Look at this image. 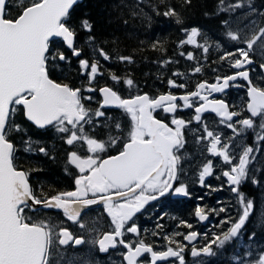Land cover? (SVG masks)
I'll return each mask as SVG.
<instances>
[{
  "label": "snow or ice",
  "instance_id": "6c2138e0",
  "mask_svg": "<svg viewBox=\"0 0 264 264\" xmlns=\"http://www.w3.org/2000/svg\"><path fill=\"white\" fill-rule=\"evenodd\" d=\"M80 2L81 0H19L21 10L16 16L9 18L8 0H0V264H76L74 259L66 260L67 253L61 247L68 246L70 242L73 247L90 242L98 245L101 253L122 247L126 253H117L122 257L121 264H157V261H168L170 257L176 258L179 264H186L182 255L186 245L178 241L175 242L176 249L169 246L165 251L154 249L153 245L144 240H137V243L132 245L123 237L125 231L138 233L134 217L150 201L166 194L189 195L186 185L180 181L184 172L180 165L183 159L181 150L186 143L184 130L191 123V119L203 124L206 133L197 137V143L210 138L207 152L214 157H222L224 164L230 166L229 170L221 169V175L226 178V183L235 194L239 205L235 218L228 216L217 225H230L226 230L214 235L200 248L195 245L191 248L193 258L200 257L201 254L205 257L217 255L213 246L222 249L233 238L239 237L241 229L256 210L255 198H247L239 191V186L249 178V165H253L257 160L253 153L261 150L260 142L264 141V27L259 26L260 22L253 19L244 25V29H249L250 35L243 34V29L226 32L229 42L244 46L225 51L219 57L236 71L223 77L218 76L216 83L209 85L206 81L200 82L196 85V90L179 97L167 93L156 98L148 94L124 98L113 87L103 86L97 89L93 86V81L99 74V60H78L79 75L87 78V85L83 87H73L69 83L56 82L50 78V69L60 68V62H69L56 38L62 40L63 45L71 50L72 56H81L80 49L74 44L77 23L73 17L75 6ZM160 2L164 4L165 0ZM184 2L190 4L191 0ZM218 4L220 6L217 14L229 12L234 15L237 9L245 5L250 10L249 14L257 11L251 7L250 0H235L226 6L224 0H218ZM162 15L175 16L178 24L183 22L171 6H168ZM259 15L264 16V12ZM222 24L230 27L229 19L222 21ZM78 27L82 31H92V24L87 18L80 19ZM182 31L186 33L187 40L181 43L187 44L196 43V37L201 34L197 28H192L190 32L187 29ZM94 40L95 37L89 35L86 43L94 52L98 51L105 61L109 60L108 53L95 48ZM257 45L260 49L258 54L262 57L259 62L261 74L254 81L250 72L257 69L247 66L256 63L253 57L257 54ZM197 46L202 47L205 54L209 52V46L206 44ZM180 54L185 55L183 52ZM229 57L234 59L229 60ZM186 58L194 59L191 52L187 53ZM119 59L131 62V57ZM201 71L200 66L194 69L196 73ZM112 80L118 82L116 76H112ZM238 80H243L245 84L236 83ZM123 83L129 88L133 86L131 79H125ZM168 85L170 88L187 87L186 84H177L172 79L168 80ZM229 87L246 88V106L241 104L238 111H229L226 101H209L208 95L203 94L205 91L209 94L224 93ZM97 90L103 100L98 108L93 109L83 102H91L95 97L83 93H93ZM193 98L205 101L195 107L194 117L185 120L172 115L178 109L193 108L197 102ZM177 100L183 102L182 106L176 103ZM16 106H22L23 116L36 128L46 129L51 126L57 133L65 134L61 139L68 146H74L79 141L87 145V155H79L74 148L67 153V164L74 166L79 173L74 178L75 190L62 191L51 196L44 193L37 196L34 193L30 186L29 173L18 169L14 163L16 147L9 139L11 133L23 130L14 120L18 111ZM107 107H114L126 113L130 117V127L126 131L119 121H114L115 133L109 135L107 142H98L85 130V125L98 127L99 124L94 121L106 116L101 109ZM157 110L171 116L170 124L153 115ZM205 112L214 113L220 118L219 122L234 135L222 142L221 135L209 130L202 120V114ZM244 112L250 115L243 116ZM235 117L242 118L234 121ZM107 119L112 120V117ZM105 127L111 128L112 125L106 124ZM250 130L254 133L255 148L233 143L235 137H243ZM22 143L27 145L25 152L31 150L33 142L30 138L22 139ZM119 144H122V148L116 155L107 158L99 156L106 145L115 147ZM233 147L239 149L236 155L232 154ZM38 151L45 156L49 155L42 146ZM213 167L214 164L210 160L201 166L202 170L198 173L201 186L211 188V185L204 184V180L205 177L213 175ZM260 170L262 169H257ZM219 178L218 176L217 179ZM251 182L259 186L255 175L251 177ZM98 203L103 204L113 226L110 231L103 233L102 238L86 241L64 227L60 217L52 219L55 212H61L67 221L84 229L85 223L79 219L84 214L83 209ZM212 211L226 212L227 209L221 206ZM37 213L40 215L37 216ZM195 216L200 221L208 219L205 210L200 206L196 207ZM57 220L60 222L57 223ZM260 222L264 223V212L260 213ZM183 223L185 227L191 228L190 224ZM198 235L197 232L191 231L183 235V239L192 244ZM164 239L169 240L170 244L173 242L167 236ZM254 239L255 233H251L249 240ZM143 254H150V260H141ZM200 264L204 262L201 261ZM254 264H264V252Z\"/></svg>",
  "mask_w": 264,
  "mask_h": 264
},
{
  "label": "trees",
  "instance_id": "16d2710c",
  "mask_svg": "<svg viewBox=\"0 0 264 264\" xmlns=\"http://www.w3.org/2000/svg\"><path fill=\"white\" fill-rule=\"evenodd\" d=\"M234 2L235 0H224L225 6ZM250 3L251 7L257 10L255 13L249 14L250 10L245 5V7L237 9L233 15L229 12L217 14L220 6L218 0H191L190 4H186L184 0H165L164 4H161L160 0H81L75 6L73 13L74 21L77 23L75 47L80 49L82 57H88L89 61L98 58L102 72L98 84L113 87L122 97L141 91L149 94H154L156 91L164 92L169 88V79L174 80L177 84H186V88H193L197 83L212 82L218 76L223 77L229 73L231 69L229 63L221 61L219 57L225 51L234 50L235 47L244 45L229 42L226 38L228 30L243 29V34L250 35L249 29H244V25L253 19L260 22L259 26L264 27V16L259 15L260 12H264V0H250ZM168 6L175 9L183 24L176 23L175 16L164 17L162 15ZM8 8L10 9L9 18L16 16L21 10L19 0H8ZM82 18H87L91 22L92 31L90 33L82 31L78 27V22ZM225 19H229L230 27L222 24ZM192 28H197L201 33L196 37V43H181V41H186V33L182 29L190 31ZM89 35L95 37V48L103 49L109 54V60L102 59L98 51L94 52L92 47L86 43V38ZM58 42V46L63 50V43ZM205 44L209 46L207 54L203 52L202 47L197 46ZM259 51L257 45V54L254 55V60L258 67L252 73L254 81L261 74L259 62L262 57L260 58ZM181 52L185 55L182 56ZM189 52L193 54V60L186 58ZM120 57H131V62L121 61ZM228 59L231 60L234 57ZM70 62H72L71 66L66 62H60L61 67L58 69H62L63 73L50 70V78L52 77L56 81L65 80L73 84L72 75L75 74L83 81L86 80V76L79 75L78 61ZM197 66L202 69L199 73L194 72ZM173 73H179V75H173ZM112 76H116L118 82L113 81ZM125 79L133 81L131 88L123 83ZM244 102L245 95L239 93L238 105L240 106ZM112 116H115L112 117V121L99 119L94 122L99 126L89 127L92 135L108 138L110 134H114L116 131L114 121H119L126 130V117L122 113H114ZM19 120L23 122L20 123L23 130L18 133H11L9 139L14 142L16 147V166L18 169L29 173L30 184L38 193L37 196L42 193L51 196L70 188L73 170L66 162L69 148L61 139L62 135L58 136L53 131L40 132L23 121L21 115H19ZM106 124L112 125V127H105ZM199 133L201 131L197 126L194 131L191 130L186 135V147L189 150L186 151L187 155L183 156L189 160H196V163L190 165L195 169V173L208 161L205 144L202 141L197 143ZM29 138L33 143L31 150L25 152L24 148L27 145L22 143V139ZM238 144H246L255 148L254 133L251 130L248 131L241 137ZM41 146L47 150L49 155L45 156L38 151ZM260 149L259 152L253 153L257 156V160L253 165H249L251 169L249 178L239 186V191L244 193L247 198H255L256 210L241 229L239 237L233 238L222 249L213 246L217 255L202 258L196 264H200L201 261L204 264H249V262L254 264V261L264 252V223L260 222V213L264 212V141L260 142ZM238 152L239 149L232 148L233 155ZM236 162L233 161V163ZM229 168L230 166L223 162L218 164L210 179L211 188L209 187V192L207 188H204L196 196V191L190 187V197L182 201L177 210H175L174 205L166 208L163 212V219H167L169 223L173 222V225L180 222L183 231L189 229V227L184 226L183 222L190 224L193 228L196 223L194 210L197 206H201L210 214L213 232L215 228L222 227V225L221 227H217V225L226 217L235 218L239 211V205L235 194L229 190L224 177L221 175V169L229 170ZM257 169L262 170L257 171ZM186 172L187 170H184V173ZM253 175L259 180V186L252 184L251 177ZM218 176L219 179H217ZM183 179L186 180L184 175ZM183 182L188 187L187 180ZM206 191L208 194L205 196ZM197 197H203V199ZM221 206L225 207L227 211H212L213 209L218 210ZM229 226L225 224V230ZM221 233L222 231L218 230L217 234ZM251 233H255L254 240H249ZM172 235L173 232H165L164 228L162 229L163 238Z\"/></svg>",
  "mask_w": 264,
  "mask_h": 264
},
{
  "label": "flooded vegetation",
  "instance_id": "af4514ba",
  "mask_svg": "<svg viewBox=\"0 0 264 264\" xmlns=\"http://www.w3.org/2000/svg\"><path fill=\"white\" fill-rule=\"evenodd\" d=\"M63 50H64L65 55L68 57L69 62H66V63L69 66H71V63H72L70 61H73V60L78 61L79 59L83 58L82 55L80 57L72 56L71 51L68 50L64 45H63ZM86 59H88V57ZM96 60H98L97 57H96ZM77 65H74V66L77 67ZM78 67H79V65H78ZM65 68H66V66H65ZM50 70L52 72L56 71V72L63 73V70L58 69V68L50 69ZM98 72H99V68H98ZM98 75L96 76L95 80L93 81V86H95L97 89L100 87V85L98 84V79H99ZM72 77L74 79L73 84L69 83L65 80L56 81L54 79V81L69 83L73 87H83V86L87 85V79L83 81L82 79H80V77L76 76L75 74H73ZM82 77H85V76H82ZM236 83L245 84L241 80L236 81ZM192 91H194V90H192ZM192 91H189V90L184 89V88L181 89L179 87H174V88H170V91H168V89H167V91H165V93H171V94H174L177 96V95L190 93ZM239 92L243 93L245 95V98L247 99L246 88H243V87H241V88L230 87V90L226 93H217V94L216 93L215 94L210 93L209 94L207 91H205L203 94L208 95L209 101H211L212 99L224 100L228 103L230 109L232 107L235 110V108H240V106L238 105V94H239ZM144 93L148 94L152 98H156L159 95L164 94V93H162V91H159V92L156 91V92H154V94H149L145 91H141V92H138L137 94L142 95ZM83 94L84 95H93L95 97V100H93L91 102L84 101L83 103H85V105L90 106L93 109L99 107V104L102 102V99L99 95L98 90L96 92H93V93L85 92ZM129 96H135V95H133V94L126 95L125 98H127ZM193 99L195 101H197L194 103L193 108L178 109L177 112L172 114V115H175L177 117L183 116V118H186L187 115H189L191 118L194 117L195 107L202 105L205 101H199L198 98H193ZM176 103L181 105V106L183 104L182 101H176ZM244 105L246 106V102ZM16 107L18 108V111L15 114V118H14L15 123H18V124L23 123L21 120H19V115H21L23 121L27 122V124L32 125L23 116L22 106H16ZM233 109H231V111H234ZM102 111H104L106 113V116L100 117L96 120H99V119H105L106 120L107 117H115V116H112V115H114V113H122L127 119L126 131H127V129H129L130 123H131L130 117L126 113H124L122 110L116 108V109H102ZM153 115L156 118L161 119L162 121L170 124L171 116L163 113L162 110H157L155 113H153ZM243 116H248L247 112H244ZM192 120L195 121L194 119H192ZM202 120L207 124L209 130L214 131V132H218L221 135L222 142L227 141L226 134H224L223 132H219V129L221 126H223L227 131H231V130L226 128L223 124H221L219 122L220 121L219 117H217L214 113H204V114H202ZM235 120H237V117L234 119V121ZM107 121H112V120L107 119ZM32 126L34 128H36L34 125H32ZM237 127H239V125ZM25 128H28V126H25ZM53 129H54L53 127H49L46 129H38V130L40 132H51ZM85 129H86V127H85ZM97 140H98V142H101V141L107 142L108 138L98 137ZM207 140H210V138ZM65 145L69 148L68 152H70L74 148L75 150H77L79 155H82V156L87 155V145L84 143L83 144L76 143L74 146H71V147L68 146L66 143H65ZM209 146H210V144H209ZM217 147L219 148L220 145H218ZM120 148H122V145H120V144L115 146V147H109L106 145L105 150L103 152H100L99 156L101 158H107L108 156L116 155ZM186 151L187 150L184 151V154H187ZM66 161H67V155H66ZM192 163H193V160H184V164L182 167L184 170H187L186 175H185L186 180L188 182V187L186 186L187 191H188V188H190V187H192L194 191H196V188H197V183L194 181V179L196 177L195 174L189 173L191 171L190 165ZM69 166L73 170L72 171V174H73L72 185L70 188H67L63 191L75 190L74 178L77 175H79L78 170L75 169L74 166H72V165H69ZM206 178H208V177H206ZM199 184H200V182H199ZM31 188L34 190V193L37 195L38 193L32 187V185H31ZM59 192H62V191H59ZM54 194H56V193H54ZM39 196H41V195H39ZM182 197L183 196H180V195L166 194L165 196L160 197L159 199H157L155 201H150L148 204L145 205V207L142 209V211L140 213H137L136 216L134 217V222L138 227V233L132 234V233H128L127 231H125L123 239L132 245H135L137 243V240H144L146 243H150L151 245H153L154 249L165 250V251L167 250V248L169 246H171L173 249H176L177 245L175 242L178 241L180 244L186 245L185 251L182 253V255L185 258L186 264H194L196 261H198L202 257H205V256H203V254H201V256L197 257V258H193L191 256V248L193 245H189L184 241L183 235H185L186 233L182 235L183 229L180 226V222H178L177 225H173V223H172L171 228L173 230V235L171 237H169L173 241L171 244L169 243V240H166L162 237L163 203L173 202L175 210H177L179 207V203L181 202ZM42 211H44V210H42ZM47 211L52 212L53 210H47ZM83 213L84 214L79 219L81 220V222L85 223L84 229H81L78 226L67 221L65 218L62 217L61 212H55L54 215L52 216V219L56 220L57 217H60V220L63 221L64 227L69 228L76 236H80V237L84 238L86 241H91L92 239H95V238H102L103 233L110 231L111 227H113L110 224V217H107L102 203H98L96 205H93V207L89 208L85 212L83 211ZM39 215L40 214L37 213V216H39ZM158 215H159V217H158ZM60 220H57V223H59ZM129 223L131 224L132 222H129ZM158 225L161 227H158ZM197 230L201 231V233H200V238H199L198 242L194 245L197 248H200L205 243H207V240L205 238V236L207 235V229H204V228H201L200 226H197ZM153 233H156V235H153ZM176 233H179V235H174ZM165 242H167V243H165ZM61 247L64 248L66 253H67L66 260L74 259L76 264H79V260L82 258H85L87 261L96 260L97 262H100L101 264H121L122 257L117 255V253L118 252H125L126 253V250L123 249L122 247L117 248L115 250L110 249L109 252H107V253H101L98 249V245H93L90 242L84 243L82 245L75 246V247H73L71 242H70L68 246H61ZM140 259L141 260H143V259H149L150 260V254H143L142 257H140ZM123 264H126V262H123ZM161 264H179V261L173 257L169 261H167L165 263H161Z\"/></svg>",
  "mask_w": 264,
  "mask_h": 264
},
{
  "label": "rangeland",
  "instance_id": "374dc122",
  "mask_svg": "<svg viewBox=\"0 0 264 264\" xmlns=\"http://www.w3.org/2000/svg\"><path fill=\"white\" fill-rule=\"evenodd\" d=\"M186 40H187V35H186ZM79 264H101V263L97 262V261H94V260L87 261L85 258H82V259L79 260Z\"/></svg>",
  "mask_w": 264,
  "mask_h": 264
},
{
  "label": "water",
  "instance_id": "95a60500",
  "mask_svg": "<svg viewBox=\"0 0 264 264\" xmlns=\"http://www.w3.org/2000/svg\"><path fill=\"white\" fill-rule=\"evenodd\" d=\"M56 39H59V38H56ZM242 70V69H241ZM229 89V88H228ZM228 89H226L225 91H227ZM107 108H109V107H107ZM37 207H41V206H37ZM208 216V215H207Z\"/></svg>",
  "mask_w": 264,
  "mask_h": 264
},
{
  "label": "bare ground",
  "instance_id": "6f19581e",
  "mask_svg": "<svg viewBox=\"0 0 264 264\" xmlns=\"http://www.w3.org/2000/svg\"><path fill=\"white\" fill-rule=\"evenodd\" d=\"M180 5V4H179ZM180 12V11H179ZM183 24V23H182ZM260 58H261V56H260ZM96 60V59H95ZM204 80V79H203ZM101 87V86H100ZM135 239V238H134ZM164 243V242H163ZM165 243H167V242H165ZM165 245V244H164ZM167 246V245H166Z\"/></svg>",
  "mask_w": 264,
  "mask_h": 264
}]
</instances>
